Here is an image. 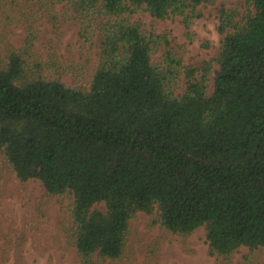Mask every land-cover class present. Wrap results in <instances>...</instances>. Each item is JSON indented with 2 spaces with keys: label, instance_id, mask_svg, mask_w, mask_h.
<instances>
[{
  "label": "trees",
  "instance_id": "16d2710c",
  "mask_svg": "<svg viewBox=\"0 0 264 264\" xmlns=\"http://www.w3.org/2000/svg\"><path fill=\"white\" fill-rule=\"evenodd\" d=\"M213 1L50 0L79 12L83 37L102 17L89 88L29 67L33 34L0 61V153L22 182L71 198L63 229L82 264H115L139 212L184 242L204 228L227 264L243 245L264 248V0L221 6V43L201 67L183 62L169 32L132 19L179 15L192 37Z\"/></svg>",
  "mask_w": 264,
  "mask_h": 264
},
{
  "label": "rangeland",
  "instance_id": "374dc122",
  "mask_svg": "<svg viewBox=\"0 0 264 264\" xmlns=\"http://www.w3.org/2000/svg\"><path fill=\"white\" fill-rule=\"evenodd\" d=\"M247 3L249 0H214L201 4L202 15L191 26L192 37L179 15L160 19L138 11L132 19L140 20L147 31L169 32L183 62L201 67L203 60L217 53L221 43V6L243 11ZM101 19L94 17L83 37L82 17L68 2L0 0V61L8 63L10 45L24 46L33 34L28 47L32 53L29 67L40 62L46 77L59 76L69 85L89 88L100 62ZM160 54L153 58L158 59ZM181 85L178 92L185 87L184 76ZM70 207V197L48 195L40 179L22 182L0 153V264H82L63 229L71 219ZM95 207L106 210L104 202ZM155 216L139 212L133 218L126 249L115 264H227L209 254L204 228L184 242L180 235L157 223ZM247 254L253 262L264 264V248L251 250L244 245L232 254L228 264H242Z\"/></svg>",
  "mask_w": 264,
  "mask_h": 264
}]
</instances>
